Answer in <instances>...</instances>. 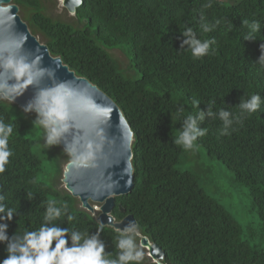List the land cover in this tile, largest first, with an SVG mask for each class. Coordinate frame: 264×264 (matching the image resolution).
Segmentation results:
<instances>
[{
  "label": "trees",
  "instance_id": "1",
  "mask_svg": "<svg viewBox=\"0 0 264 264\" xmlns=\"http://www.w3.org/2000/svg\"><path fill=\"white\" fill-rule=\"evenodd\" d=\"M208 2L81 0L74 17L63 20L47 14L43 0H12L31 34L39 35L49 53L59 56L75 75L109 96L133 133V186L115 198L111 214L117 220L131 214L139 233L162 249L165 264H264V249L249 244L236 219L199 183V173L177 167L187 154L199 156L198 150L186 151L173 141L185 117L201 111L205 115L198 127L207 132L195 145L209 159L224 164L230 180L246 189L264 236V103L241 124H234L228 135H221L218 114L222 108L238 113L242 97L259 94L264 100V68L257 63L264 43V0H211L212 6L203 8ZM217 20L221 23L211 32L201 30L202 23ZM243 20L260 22L255 40H244L248 28ZM187 28L198 39L216 41L208 55H192L183 43ZM115 47L124 53L128 67L136 69L137 78L124 77L107 52ZM193 100L200 102L199 109ZM212 101L215 118L208 115ZM11 109L18 115L11 116ZM0 117L14 124L9 138L13 155L0 174V193L17 212L8 222L9 237L38 229L50 199L58 201L57 206L66 204L74 216L72 221L57 220L60 227L97 234L95 217L78 208L74 197L37 178L42 161L60 162V155L58 146H45L43 128L33 124L36 113H25L4 100ZM118 233L110 227L99 231L112 258L119 252ZM6 255V245L0 244V261Z\"/></svg>",
  "mask_w": 264,
  "mask_h": 264
},
{
  "label": "clouds",
  "instance_id": "2",
  "mask_svg": "<svg viewBox=\"0 0 264 264\" xmlns=\"http://www.w3.org/2000/svg\"><path fill=\"white\" fill-rule=\"evenodd\" d=\"M211 6V0H209L203 8ZM201 17L203 18V13ZM220 23L219 20L215 24L205 22L200 25V28L208 33ZM242 24L248 28L244 40H255V34L261 28L260 22L243 20ZM182 34L187 37L183 43L189 45L192 55L196 58L208 55L210 45L216 43L214 39H198L192 28L185 29ZM13 36L17 48H22L23 45L20 43L22 34L13 33ZM260 50L261 55L257 63L264 68V43L260 45ZM45 76L55 80L54 70L42 67L34 56L29 59L25 55L10 52L7 42L0 40V101L7 100L13 103L16 98L24 94L27 86H34L38 78ZM84 101L85 96L81 91L70 86L68 82L57 81L49 87L39 89L23 111L36 113L33 124L43 128L46 147L51 148L63 143V151L73 159L74 163L88 167L94 163L102 151L103 144L99 138L93 139L91 136L86 138L85 130L76 127L78 119L82 118L84 113L92 111ZM261 103H264L261 96L252 94L247 99L241 98V102L237 105L238 113L219 109V118L223 121L221 135H228L229 129L234 124H241L246 116H250L260 108ZM193 104L199 109L198 100H193ZM214 104L215 101L209 103L208 112V115L213 118L215 114L212 113L211 107ZM177 111L182 113L183 109L179 108ZM96 115L103 117V113H96ZM204 115L201 111L195 115H187L183 121V129L173 142L186 151L193 150L197 139L206 135L207 132V129L198 127ZM104 127V123H97V130ZM13 128V123L5 122L4 118L0 117V174L5 172V165L9 163V157L13 155L9 147ZM69 136L72 137L70 140ZM28 195L31 197L32 194ZM57 205L56 200L47 201L43 222L38 229L24 231L22 234L15 232L9 237L8 222L12 221L17 212L9 206L6 196L0 193V244L6 245L7 253L0 264H133V262L141 264L143 252L138 243L140 235L138 226L130 224L119 231L116 238V248L119 252L115 258H112L105 252V245L99 239V231L103 230L102 223L98 225L97 234L91 236L76 229L62 228L55 222L61 217L72 221L74 216L70 214L66 204Z\"/></svg>",
  "mask_w": 264,
  "mask_h": 264
},
{
  "label": "water",
  "instance_id": "3",
  "mask_svg": "<svg viewBox=\"0 0 264 264\" xmlns=\"http://www.w3.org/2000/svg\"><path fill=\"white\" fill-rule=\"evenodd\" d=\"M11 1L0 0V40L7 42L10 52L25 55L29 59L34 56L42 67L52 69L55 73V80L47 76L38 78L35 85L27 86L24 94L16 98L13 103L24 109L39 89L49 87L57 81L68 82L70 86L81 91L85 96L84 103L92 111L84 113L82 118L78 119L76 127L85 130L86 138L90 136L93 139L99 138L103 148L91 166L78 165L73 162V159L65 164L62 173L64 188L72 197L79 200L82 209L90 213L95 209L98 211L95 220L99 225L102 223L103 227H110L118 232L130 224L136 225L131 214L125 215L119 221H115L111 214L115 198L129 193L133 186L131 165L133 133L121 110L96 85L84 77L75 75L67 65L62 63L59 56H52L47 46L31 34L27 24L18 14V6ZM58 1L73 16L75 9L81 4V0ZM13 33L22 34L20 40L22 48H17ZM96 113H103V117ZM98 122L104 123L105 127L97 130ZM71 138L69 136V140ZM59 146L64 149L63 143ZM90 201L99 206H92ZM119 209L124 211L121 205ZM139 246L146 250L147 256L153 263L165 264L162 249L146 236L139 235Z\"/></svg>",
  "mask_w": 264,
  "mask_h": 264
},
{
  "label": "rangeland",
  "instance_id": "4",
  "mask_svg": "<svg viewBox=\"0 0 264 264\" xmlns=\"http://www.w3.org/2000/svg\"><path fill=\"white\" fill-rule=\"evenodd\" d=\"M224 1L234 2L238 0ZM43 5L46 8V13L53 18L69 20L74 17L62 7L61 2L58 0H43ZM18 14H20L19 10ZM36 37L40 40L39 35H36ZM107 52L119 64V67L123 70L124 77L132 80L138 77L139 74L136 69L134 67H128V60L119 48L107 49ZM10 112L13 117L17 116L19 113L15 109H11ZM194 149L198 150L199 156H195L193 153L187 154L177 167L181 170L199 173V176L197 175L199 177V183L209 195L222 203L236 219L243 229L244 238L248 240L249 244L264 249V236L260 234V220L255 209L251 205L246 189L236 185L230 180V172L224 164L218 160L209 159L200 150L199 146H195ZM57 150L60 155V162L51 159L43 160L42 169L37 174V178L51 185L56 184L55 187L60 191H66L62 182V173L65 164L72 158L65 154L59 145ZM75 199L77 207L82 208L79 200L77 198ZM90 204L92 206H99V204L91 201ZM91 214L93 217H96L98 211L95 209ZM249 228L253 229L255 234H251ZM140 249L143 252V260L141 262H151V259L147 256L146 250L141 247Z\"/></svg>",
  "mask_w": 264,
  "mask_h": 264
},
{
  "label": "flooded vegetation",
  "instance_id": "5",
  "mask_svg": "<svg viewBox=\"0 0 264 264\" xmlns=\"http://www.w3.org/2000/svg\"><path fill=\"white\" fill-rule=\"evenodd\" d=\"M12 2V1H11ZM119 205L120 204H118V207H119ZM93 206H97V205H93ZM115 206V205H114ZM113 210V209H112ZM113 216V215H112ZM114 217V216H113ZM114 219H115V221H119V220H121V219H119V220H117L115 217H114Z\"/></svg>",
  "mask_w": 264,
  "mask_h": 264
}]
</instances>
